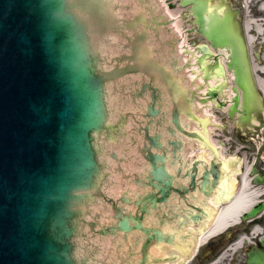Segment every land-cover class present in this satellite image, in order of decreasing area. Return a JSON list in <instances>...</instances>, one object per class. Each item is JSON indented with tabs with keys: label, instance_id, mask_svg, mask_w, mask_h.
<instances>
[{
	"label": "water",
	"instance_id": "water-1",
	"mask_svg": "<svg viewBox=\"0 0 264 264\" xmlns=\"http://www.w3.org/2000/svg\"><path fill=\"white\" fill-rule=\"evenodd\" d=\"M193 1L199 31L229 52L231 109L250 112L259 95L235 15L207 16ZM118 2L120 13L117 0H0V264H130L123 256L144 264L166 239L146 215L172 190L199 181L209 194L216 183L217 162L198 178L199 159L185 169L183 190L173 183L166 162L180 158L177 133L201 135L183 124L175 97L163 135L169 74L140 8ZM129 141L131 157L148 167L129 179L134 193L114 195Z\"/></svg>",
	"mask_w": 264,
	"mask_h": 264
},
{
	"label": "flooded vegetation",
	"instance_id": "flooded-vegetation-1",
	"mask_svg": "<svg viewBox=\"0 0 264 264\" xmlns=\"http://www.w3.org/2000/svg\"><path fill=\"white\" fill-rule=\"evenodd\" d=\"M126 9L136 10L140 8L144 18L147 21V15L151 13L152 2L156 1L161 6L162 13L169 11L177 17L178 27L187 33L195 32L192 30V24L184 14L182 0H120ZM137 4V5H136ZM190 6V5H189ZM231 7L237 11L244 28L251 20V16L260 19L264 24V0H217L209 1L206 7L207 12H212L217 8ZM116 11L119 12V2L117 0ZM248 26V25H247ZM196 33V32H195ZM255 47L264 49V43L258 39L254 44ZM257 127L251 128L240 125L241 117L226 113V127L223 134L225 135L228 148L227 153L236 156L241 162L249 165L247 177H256L260 184L254 182V177L249 181V186L253 187L252 191L258 188L260 198H264V118ZM169 207L177 209L178 199ZM176 211V210H175ZM176 213H178L176 211ZM182 221L179 219L175 223L177 230L182 227ZM169 237V235L167 236ZM179 239V238H178ZM264 253V215L250 222L243 221L242 214L234 219L231 215L229 220L222 228L216 229L215 232L207 239L206 243L189 256H182L181 251L177 250L166 256H146L144 264H264V259L260 258L258 253ZM250 253L255 257V261L250 262ZM135 256H123L129 259L133 264ZM139 259V264L141 259Z\"/></svg>",
	"mask_w": 264,
	"mask_h": 264
},
{
	"label": "bare ground",
	"instance_id": "bare-ground-1",
	"mask_svg": "<svg viewBox=\"0 0 264 264\" xmlns=\"http://www.w3.org/2000/svg\"><path fill=\"white\" fill-rule=\"evenodd\" d=\"M258 83L261 86V88L264 90V81L259 77H258ZM245 190H246V188H245ZM245 190H244L243 196L236 198V200L230 206H228L222 210V212L218 216V219L216 221L214 229L219 228V226L223 225L224 222L226 221V219L228 218V216H230L233 211H236L238 207H242V206H244L245 203L250 201L252 196H251V194L246 193ZM216 226H218V227H216ZM208 232H206V233H208Z\"/></svg>",
	"mask_w": 264,
	"mask_h": 264
},
{
	"label": "rangeland",
	"instance_id": "rangeland-1",
	"mask_svg": "<svg viewBox=\"0 0 264 264\" xmlns=\"http://www.w3.org/2000/svg\"><path fill=\"white\" fill-rule=\"evenodd\" d=\"M203 39L202 37H198V39ZM261 66L262 65H264V62L263 63H261L260 64ZM256 73H257V75L260 77V78H262V80L264 81V73H262V72H260V69L258 68V69H256ZM262 90V89H261Z\"/></svg>",
	"mask_w": 264,
	"mask_h": 264
}]
</instances>
